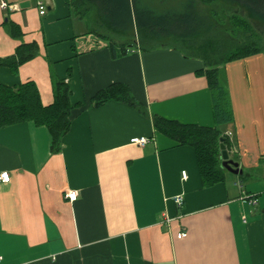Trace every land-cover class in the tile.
I'll list each match as a JSON object with an SVG mask.
<instances>
[{"label":"crops","instance_id":"crops-1","mask_svg":"<svg viewBox=\"0 0 264 264\" xmlns=\"http://www.w3.org/2000/svg\"><path fill=\"white\" fill-rule=\"evenodd\" d=\"M84 33L65 0H0V59L34 52L16 71L0 66V84L33 82L50 106L64 81L73 106L57 152L45 127L0 129V174L10 175L0 182V264H264V53L223 67L234 119L221 129L243 175L206 187L196 151L152 122L215 127L204 63L174 49L114 59ZM114 84L147 115L116 101L94 107Z\"/></svg>","mask_w":264,"mask_h":264},{"label":"trees","instance_id":"trees-1","mask_svg":"<svg viewBox=\"0 0 264 264\" xmlns=\"http://www.w3.org/2000/svg\"><path fill=\"white\" fill-rule=\"evenodd\" d=\"M72 17L81 22L85 33L106 41L114 59L137 49H174L188 59L201 60L212 97L215 127L183 125L152 116L156 131L179 145L196 151L204 186L225 180L220 140L230 150L229 138L222 131L233 122V112L223 67L231 62L264 53V0H65ZM31 47V48H30ZM33 46H28L30 52ZM21 52L0 59V66L16 69L34 56ZM20 54V55H19ZM70 88L58 81L54 103L44 106L33 82L17 88L0 84V129L32 122L50 133L52 151H59L70 131L73 106ZM116 101L146 109L132 96L125 84H114L98 92L94 107Z\"/></svg>","mask_w":264,"mask_h":264},{"label":"built area","instance_id":"built-area-1","mask_svg":"<svg viewBox=\"0 0 264 264\" xmlns=\"http://www.w3.org/2000/svg\"><path fill=\"white\" fill-rule=\"evenodd\" d=\"M39 10H40V15L41 16H45L47 13V8L45 6V4L43 2H39L38 4ZM2 8L3 9H7L8 5L6 3H2ZM132 143L137 144L139 146H144L147 143L146 139H140V138H135L132 140ZM10 181V175L8 172H4L0 174V182L2 183H8ZM65 197L70 200V202L74 203L77 201L78 199V192L76 191H67L65 194ZM176 204H178L179 206H181L184 202L183 197L182 196H178L175 199ZM169 222V220H167ZM187 234L185 232H182L179 234L178 238L179 239H184L186 238ZM1 261V258H0Z\"/></svg>","mask_w":264,"mask_h":264},{"label":"water","instance_id":"water-1","mask_svg":"<svg viewBox=\"0 0 264 264\" xmlns=\"http://www.w3.org/2000/svg\"><path fill=\"white\" fill-rule=\"evenodd\" d=\"M220 150H221V161H222V167L227 172L233 174V175H243V171L240 170L239 164L234 162L229 155L228 150L226 149V146L224 144V139L220 140Z\"/></svg>","mask_w":264,"mask_h":264}]
</instances>
